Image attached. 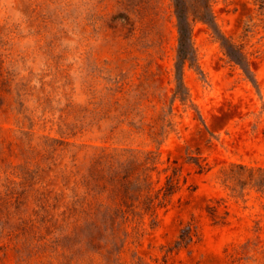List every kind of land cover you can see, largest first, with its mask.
I'll list each match as a JSON object with an SVG mask.
<instances>
[{"label": "rangeland", "instance_id": "1", "mask_svg": "<svg viewBox=\"0 0 264 264\" xmlns=\"http://www.w3.org/2000/svg\"><path fill=\"white\" fill-rule=\"evenodd\" d=\"M211 4L217 30L194 23L180 100L173 0H0V264L264 261V198L220 183L232 164L264 167V0ZM136 173L153 191L134 204L170 177L174 192L112 232L97 209Z\"/></svg>", "mask_w": 264, "mask_h": 264}, {"label": "trees", "instance_id": "2", "mask_svg": "<svg viewBox=\"0 0 264 264\" xmlns=\"http://www.w3.org/2000/svg\"><path fill=\"white\" fill-rule=\"evenodd\" d=\"M173 3L178 31L175 97L185 100L186 88L183 82V68L186 63L191 65L196 61V51L192 40L194 23L203 22L210 25L214 30L217 29L211 0H173ZM222 44L228 56L241 66L252 82H256L244 52L230 41L223 39ZM149 178L148 174L136 173L116 179V187L111 191L113 195L112 203L110 205L100 204L97 209L98 213L102 212L108 217L105 219L109 223L107 228L112 232L117 230L119 222H128L130 214L140 213L141 210L146 214H150L155 220L157 208L168 202L167 198L174 192L173 189L176 186V180L173 177L168 178L166 185L157 191L156 196L149 197L142 203L134 204L135 201H140L144 195L153 191ZM220 183L227 191L229 199L247 201V191L251 190L259 193L260 197L264 198V167L232 164L224 169L220 177ZM162 191L163 197L159 199V194ZM226 201L225 198H221L217 202L221 205ZM218 204L207 206V211L212 216L218 217ZM226 213L228 214V212ZM195 230L196 227L191 223L186 225L181 230L174 247L179 248L188 245L196 236ZM257 264H264V261H259Z\"/></svg>", "mask_w": 264, "mask_h": 264}]
</instances>
